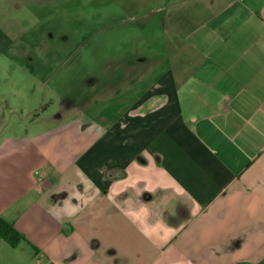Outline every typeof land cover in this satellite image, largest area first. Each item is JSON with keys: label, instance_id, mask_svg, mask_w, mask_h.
Listing matches in <instances>:
<instances>
[{"label": "crops", "instance_id": "1", "mask_svg": "<svg viewBox=\"0 0 264 264\" xmlns=\"http://www.w3.org/2000/svg\"><path fill=\"white\" fill-rule=\"evenodd\" d=\"M169 10L108 118L6 132L0 100V264H264V0Z\"/></svg>", "mask_w": 264, "mask_h": 264}, {"label": "rangeland", "instance_id": "2", "mask_svg": "<svg viewBox=\"0 0 264 264\" xmlns=\"http://www.w3.org/2000/svg\"><path fill=\"white\" fill-rule=\"evenodd\" d=\"M177 1L0 0V21L13 42L9 66L0 69L2 107L12 109L3 129L24 132L32 110L40 116L34 125L114 114L115 99L127 101L128 85L155 66V57L148 64L143 58L163 50L160 24Z\"/></svg>", "mask_w": 264, "mask_h": 264}, {"label": "trees", "instance_id": "3", "mask_svg": "<svg viewBox=\"0 0 264 264\" xmlns=\"http://www.w3.org/2000/svg\"><path fill=\"white\" fill-rule=\"evenodd\" d=\"M0 240L5 241L10 247L14 248L23 240V237L11 223L0 219Z\"/></svg>", "mask_w": 264, "mask_h": 264}]
</instances>
